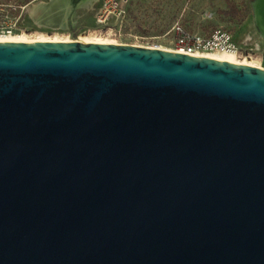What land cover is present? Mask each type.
Masks as SVG:
<instances>
[{
  "label": "water",
  "instance_id": "obj_1",
  "mask_svg": "<svg viewBox=\"0 0 264 264\" xmlns=\"http://www.w3.org/2000/svg\"><path fill=\"white\" fill-rule=\"evenodd\" d=\"M0 264H264V67L0 42Z\"/></svg>",
  "mask_w": 264,
  "mask_h": 264
},
{
  "label": "rangeland",
  "instance_id": "obj_2",
  "mask_svg": "<svg viewBox=\"0 0 264 264\" xmlns=\"http://www.w3.org/2000/svg\"><path fill=\"white\" fill-rule=\"evenodd\" d=\"M83 0H0V39H74L110 41L139 46L153 41L172 48L164 38L174 23L208 33L224 26L241 48L235 57L264 67V33L257 22L258 0H132L123 35L97 28ZM234 9V10H233Z\"/></svg>",
  "mask_w": 264,
  "mask_h": 264
},
{
  "label": "built area",
  "instance_id": "obj_3",
  "mask_svg": "<svg viewBox=\"0 0 264 264\" xmlns=\"http://www.w3.org/2000/svg\"><path fill=\"white\" fill-rule=\"evenodd\" d=\"M100 5L94 8V18L97 28L107 29L116 35H123L128 17L129 5L132 0H99ZM164 38H171L170 43L175 52L204 57L212 54H223L237 57L241 48L233 32L224 26L217 27L208 33H198L190 30L181 21H177L164 33ZM122 44V43H118ZM155 49L167 48L162 43L153 41Z\"/></svg>",
  "mask_w": 264,
  "mask_h": 264
},
{
  "label": "bare ground",
  "instance_id": "obj_4",
  "mask_svg": "<svg viewBox=\"0 0 264 264\" xmlns=\"http://www.w3.org/2000/svg\"><path fill=\"white\" fill-rule=\"evenodd\" d=\"M72 39H64V40H59V39H52L51 41H56V42H63V41H71ZM81 41L84 42H97V43H114V42H110V41H100V40H90L87 38H81ZM19 41H30V42H34V43H38V42H42V41H49L48 39H37V40H32V39H25V38H4V39H0V42H19ZM164 50H171L174 51L172 49L169 48H163ZM204 57H209V58H214V59H219L222 61H230V62H234V63H239V64H248V65H252L246 61H239L237 60L235 57L231 56V55H223V54H212V55H207ZM258 67H262V66H258Z\"/></svg>",
  "mask_w": 264,
  "mask_h": 264
},
{
  "label": "crops",
  "instance_id": "obj_5",
  "mask_svg": "<svg viewBox=\"0 0 264 264\" xmlns=\"http://www.w3.org/2000/svg\"><path fill=\"white\" fill-rule=\"evenodd\" d=\"M82 3L84 6L88 7L92 11L93 17H94V8L96 9L97 7H99L100 1L99 0H83Z\"/></svg>",
  "mask_w": 264,
  "mask_h": 264
},
{
  "label": "trees",
  "instance_id": "obj_6",
  "mask_svg": "<svg viewBox=\"0 0 264 264\" xmlns=\"http://www.w3.org/2000/svg\"><path fill=\"white\" fill-rule=\"evenodd\" d=\"M27 1H32V0H27ZM234 10V9H233Z\"/></svg>",
  "mask_w": 264,
  "mask_h": 264
}]
</instances>
